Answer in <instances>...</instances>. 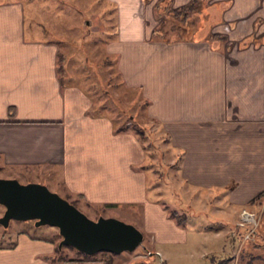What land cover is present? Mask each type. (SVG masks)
I'll use <instances>...</instances> for the list:
<instances>
[{
	"label": "crops",
	"instance_id": "crops-1",
	"mask_svg": "<svg viewBox=\"0 0 264 264\" xmlns=\"http://www.w3.org/2000/svg\"><path fill=\"white\" fill-rule=\"evenodd\" d=\"M158 1L104 0L117 19L107 49L117 54L126 83L142 87L151 100L150 116L182 151V180L222 194L224 204L238 211L236 223L243 208L260 211L264 205V196L251 203L264 193V0L209 1L221 8V20L210 31L228 36L224 46L203 34L153 39L161 19ZM190 1L172 0V7ZM35 16L31 0H0L2 165L60 168L65 187L88 202L139 207L141 224L151 233L144 248L155 253L148 259L184 264L188 248L210 244L202 255L215 252L210 264H216L218 251L233 242L219 228L205 229L211 219L203 215L197 223L190 211L180 225L162 204L150 201L148 172L135 167L145 159L142 143L132 132L116 133L108 118L88 115L92 100L80 87L62 86L59 42L41 34ZM227 186L230 191L222 193ZM56 245L52 238L19 231L14 241L0 244V264H105L52 262L46 255ZM220 264L240 263L232 253Z\"/></svg>",
	"mask_w": 264,
	"mask_h": 264
},
{
	"label": "rangeland",
	"instance_id": "rangeland-1",
	"mask_svg": "<svg viewBox=\"0 0 264 264\" xmlns=\"http://www.w3.org/2000/svg\"><path fill=\"white\" fill-rule=\"evenodd\" d=\"M31 7L32 10L36 12V20L34 21L42 23L44 33L41 31V34L47 38L58 40L60 45L58 53L61 50L65 54V58L58 61V70L59 72L61 71V75L63 76L62 86L66 88L69 85H75L80 87L86 94L90 93L93 97L99 96L97 103L94 106L91 105L87 110L88 115L92 117H106L111 120V122V117H113L118 124L120 120L124 119L122 113L128 111L132 114L139 112L137 114L141 120H148L145 115L140 114L142 110L149 114L148 108L151 103L150 98L144 94L142 87L131 86L128 83H125V85L120 88L108 85L109 90H111L115 98L110 99L109 97L105 101V104H108V106H103L106 111L99 110L98 108L96 109L97 104L105 98V94L100 91L102 89V78H107L109 75L100 63L102 62V54L106 52L110 55L114 54L107 49V43L114 39L117 23L115 11L109 9L110 4L104 2V0H31ZM190 10L192 9H188V12H190ZM198 10L200 13L196 15L195 18H192L194 23L189 20L190 28L185 27L186 25L176 29L166 26V33L168 35L179 33L182 36L187 35V37H191L185 39L199 38V29H201L199 27L208 19L209 10L205 4ZM30 20H33V15L30 17ZM114 55L117 56V54ZM87 57L91 58L89 64ZM118 70L119 74L115 76V79H124L120 68H118ZM69 77H71V82L74 83H67ZM84 89H88L89 92ZM144 99L150 100L148 106H144V104L140 106V103L143 102ZM150 117L153 118V116ZM150 123H153V129L154 132H156L157 139L155 142L164 150L166 154L165 160L172 165L176 160V155L170 148L169 143L163 141V135L159 127L160 123L157 120H150ZM158 158L156 153L154 155V160L158 161ZM158 164L161 168L163 167L160 163ZM135 167L139 166L135 165ZM173 169L171 168V170L175 171V167ZM0 176L15 177L24 183L31 181L45 183L50 189L58 192L70 201H74V203L91 218L96 219L100 216H114L136 225L144 233L143 242L133 251L115 253L114 264H146L144 261H146L147 264H160L158 258H154V260L148 259L150 253H148L147 249L149 248H144V246L150 241L151 233L141 224L140 219L142 215L140 216L141 211L139 207L135 210L129 208L122 210L119 206H116V204L104 205L88 202L83 197L78 196V194L71 193L65 187L62 181V170L60 168H50L49 166H6L2 165L0 162ZM172 179L168 178L167 181L163 180L158 185L154 174L148 172L150 201L160 203L156 199L160 196L158 195V191L161 189V200L171 209L175 207L188 208L192 206L194 208L191 211L198 216L196 219L197 223L198 220L205 217L211 219L206 223L208 224L207 226L203 225L204 228L208 230L219 228V231H222V235H226L228 241L234 244L233 247L230 246L229 249H224L221 252L218 251L215 260L216 264L228 260L232 253L238 258L239 263L248 264V258L253 257L254 259L256 258L255 264H264V247H252L250 243L248 244V249H245L244 246H246L247 242L240 239L238 240L237 238L233 239L230 235L231 224H233L232 221L236 219L238 211L224 204L225 200L222 199V194L215 196L213 190L203 191L199 188H190L182 180V177L176 174L173 175ZM195 191H197V193H195ZM5 209V205L0 202V216L4 213ZM202 209L206 210V212H203ZM211 214L216 217H212ZM223 217L228 218L226 220H230V224L226 220H222ZM171 218L174 219L173 217ZM195 226L199 227V224ZM22 230L28 231L31 235L52 238L56 243H59L63 238L59 228L55 225H36L34 220L12 219L8 226L0 223V244L14 241L18 232ZM243 244L245 245L243 246ZM207 246L209 247L210 244H201L199 250L196 248H188L184 264H210L213 259L211 258L212 254L215 252L211 253L210 257H204L202 252L206 251L205 249H207ZM64 250L65 253L69 255L75 253V250L67 245ZM249 252H251V254H249ZM220 257L223 258H221V261H218Z\"/></svg>",
	"mask_w": 264,
	"mask_h": 264
},
{
	"label": "trees",
	"instance_id": "trees-1",
	"mask_svg": "<svg viewBox=\"0 0 264 264\" xmlns=\"http://www.w3.org/2000/svg\"><path fill=\"white\" fill-rule=\"evenodd\" d=\"M210 0H191L189 3L180 6V7H172V0H159L158 3L156 4L157 8V13L161 17L158 25L155 27L153 31L152 38L155 40H162V41H167V42H172V41H177V40H182L185 38H191L187 37V35L182 36L179 33H172L171 35H168L166 32V26H169L172 29H176L178 27H182L186 25L185 27L190 28V21L194 20L192 18H195L196 15H198L199 8L202 7L204 4L209 10L208 14V19L201 25L199 28V34L206 35L208 40L215 42L219 41L220 46H224L225 42L227 41V35L223 33H214L210 31V28L214 23L217 21L221 20V8H219L218 5H212ZM188 9L190 12H188ZM218 10V11H216ZM216 11V12H215ZM215 12V13H214ZM108 41V40H107ZM249 41V40H248ZM250 41L252 39L250 38ZM247 43V42H244ZM107 51V50H105ZM65 58V54L60 50L59 52V61L63 60ZM88 59V64L90 63L91 58L87 57ZM100 62V61H99ZM102 66L105 68V71L109 73L107 78H102V91L105 94V98L103 101L99 102L96 106V109L98 108L99 110H104L106 111L103 106H108V104H105V101L110 97V99L115 98L112 95L111 90H109L108 85L111 86H116L120 88L121 86L125 85V80L124 79H115V76L119 74L118 70V56L110 55L108 52L102 54V62H100ZM60 76H61V81L63 80V76L61 75L60 71ZM64 82V81H63ZM108 84H107V83ZM68 84L74 83L71 82V77H69ZM110 83V84H109ZM88 91V89H84ZM89 92V91H88ZM92 99V106H94L98 99L99 96L93 97L90 93H88ZM150 103L149 99H144L143 102L140 103V106L144 104V106H148ZM115 106V105H114ZM143 108V106H142ZM147 111V108H146ZM139 112H136V114H132L131 112L124 111L122 113L124 119L120 120V123L117 124L115 121V118L111 117L112 122L114 124V131L116 132H125V131H131L133 132L137 138L140 140V142L143 145L144 151H145V159L143 163L139 166L141 169H144L146 172H152L154 174V177L156 179V183L159 185L161 181H167L168 178H173V175H179L181 176V163L183 159L182 151L178 149L177 147L174 146L172 142V138L168 132H166L163 128V126L160 124V131L162 132L163 135V141H166L169 143L170 148L173 150L174 154L176 155V160L175 162L171 164L168 163L167 160H165L166 154L164 153V150L161 149L159 144L155 142L156 138V132H154L153 129V123H150V120H156L155 118H151L147 112H144L142 110L140 115H145L146 118H148L147 121L141 120V118L138 116ZM158 121V120H157ZM159 122V121H158ZM149 141H148V140ZM148 141V142H147ZM157 153L158 155V161L154 160V155ZM159 153V154H158ZM160 163L163 167L161 168ZM175 171H173L174 167ZM171 168L173 170H171ZM170 171V172H169ZM173 180V179H172ZM160 181V182H159ZM149 184V183H148ZM231 189V186H227L222 189V193L224 192H229ZM162 190L160 189L158 191V195L161 196ZM78 196L83 197L82 194H78ZM158 196L156 199L159 201L169 212V215L173 217L176 222L180 225H186L188 222V215L191 211V208H184V207H178V208H173L171 209L165 202L161 200V197ZM264 196V193L262 192L259 194L257 197H255L251 203L253 202H260ZM74 203V201H72ZM106 205V204H105ZM113 205V204H110ZM264 218V217H263ZM263 218L260 221V224L258 226L257 230V236L253 240H248L244 239L246 232L248 231V227H242V226H237L236 223L231 224V233L230 235L233 237V239L237 238L238 240H242L246 243L243 244L245 249H248L247 247L249 246L248 244H252V247H264V221ZM65 246L63 245L62 247L59 246V243L56 245V250L53 254L51 255H46L48 259H50L52 262L56 263H61L65 261H103L105 264H114V259L116 254L111 251L107 250H102L95 252L93 254H89L86 252H83L76 247L72 245H67L70 248L75 250V253L72 255L66 254L65 253ZM242 246V247H243ZM155 253L151 252L149 258H151ZM251 254V252H249ZM221 258V257H220ZM260 259V258H257ZM150 260V259H149ZM256 258H248L247 263H254ZM144 263L147 264L146 261ZM163 263V262H162ZM241 264V263H240Z\"/></svg>",
	"mask_w": 264,
	"mask_h": 264
},
{
	"label": "water",
	"instance_id": "water-1",
	"mask_svg": "<svg viewBox=\"0 0 264 264\" xmlns=\"http://www.w3.org/2000/svg\"><path fill=\"white\" fill-rule=\"evenodd\" d=\"M0 202L6 207L0 223L8 226L12 219H19L55 225L63 236L60 247L72 245L89 254L122 253L135 250L144 240L136 225L114 216L91 218L45 183L0 176Z\"/></svg>",
	"mask_w": 264,
	"mask_h": 264
},
{
	"label": "built area",
	"instance_id": "built-area-1",
	"mask_svg": "<svg viewBox=\"0 0 264 264\" xmlns=\"http://www.w3.org/2000/svg\"><path fill=\"white\" fill-rule=\"evenodd\" d=\"M263 217H264V205L260 211H254L246 207L241 210L236 225L242 227H248V231L246 232L244 239L253 240L256 238L258 226ZM148 253H151V251L148 250Z\"/></svg>",
	"mask_w": 264,
	"mask_h": 264
},
{
	"label": "flooded vegetation",
	"instance_id": "flooded-vegetation-1",
	"mask_svg": "<svg viewBox=\"0 0 264 264\" xmlns=\"http://www.w3.org/2000/svg\"><path fill=\"white\" fill-rule=\"evenodd\" d=\"M35 221V220H34Z\"/></svg>",
	"mask_w": 264,
	"mask_h": 264
}]
</instances>
